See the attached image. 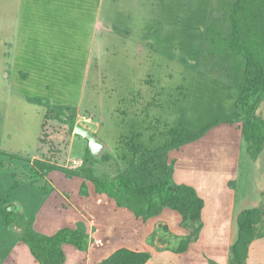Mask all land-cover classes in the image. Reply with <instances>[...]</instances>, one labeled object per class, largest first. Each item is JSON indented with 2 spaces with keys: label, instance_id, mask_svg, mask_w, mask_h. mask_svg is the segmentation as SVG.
Instances as JSON below:
<instances>
[{
  "label": "rangeland",
  "instance_id": "374dc122",
  "mask_svg": "<svg viewBox=\"0 0 264 264\" xmlns=\"http://www.w3.org/2000/svg\"><path fill=\"white\" fill-rule=\"evenodd\" d=\"M112 1L106 0L107 18L114 16ZM228 1L117 0L116 4L120 3L124 9L132 11L125 13V16L120 14L119 18L127 20L128 26L134 31L121 33L115 40L113 27H106L104 37L100 35L99 38L100 43L102 39L104 41V53H98L96 48L98 36L95 38V47L90 44L91 56L95 55L98 61L94 67L103 71V74L99 84L91 76L87 80L89 88L84 92L71 86L75 82L62 78L64 64L38 65L26 61V58L11 61L7 54L8 46L0 42V149L30 158L46 159L70 168H89L98 176H112L130 162L136 130L140 131L137 142L151 147L177 133L181 138L192 137L218 119L237 116L235 90L229 86L217 64L213 35L206 33L209 14H216L219 18L216 21L221 23ZM90 34L83 32L85 38L86 35L89 38ZM135 39L139 44L134 49ZM146 43L150 49H140V45L145 46ZM19 70L28 72V75L25 78L18 76ZM148 75L155 83L154 107L150 108L148 114L144 112L141 116V105H134L132 95L136 85L139 91ZM156 93L160 94L158 98L161 106L157 105ZM31 97L52 104L79 106L78 118L81 123L84 121L85 109L89 110L95 115L94 123H99V126L89 123L90 130L108 144L104 154L110 155L111 159L92 162L83 148L85 138L76 136L70 141L74 133L63 122L48 120L41 128L45 107L29 101ZM257 114L264 118V101L260 103ZM226 125L219 124L202 142L188 143L183 152L177 154L181 159L182 170L191 168L195 175L204 180L203 187L206 190L203 195L209 205L233 197L236 206L263 207L264 150L257 159H251L246 149L247 143L242 140L243 148L239 151L234 146L233 133L225 129ZM237 125L239 127L240 123ZM147 133L152 134L151 139L146 137ZM198 153L203 154L199 157L196 156ZM63 177L62 172L53 171V182H46L48 197L52 194L51 201L57 206L59 197L63 196L59 186H64L66 193H72L73 197H76L78 188L79 180H66ZM36 178L29 164L0 155V199L11 201V210H20L11 188L22 181ZM227 178L231 196L219 191L221 183ZM42 184L34 187L36 196H39ZM221 209L223 214L220 215L223 216L227 209ZM62 221L61 217L55 222L53 220V227L62 224ZM97 221L101 225L105 224L101 217L97 216ZM1 225L0 217V229ZM127 226L128 223L116 232L103 230L97 241L110 247L132 241L130 226ZM6 239L8 242V234ZM170 243L171 246L176 245L173 240ZM98 246L95 242L91 254H81L73 246L68 247L77 251L78 257L82 256L83 264H92L100 255ZM20 247L29 254L24 244ZM205 251L215 256L212 254L213 249L211 251L208 247ZM67 254L69 263L80 262L79 258L70 255L69 250ZM160 263L159 260L157 264Z\"/></svg>",
  "mask_w": 264,
  "mask_h": 264
},
{
  "label": "trees",
  "instance_id": "16d2710c",
  "mask_svg": "<svg viewBox=\"0 0 264 264\" xmlns=\"http://www.w3.org/2000/svg\"><path fill=\"white\" fill-rule=\"evenodd\" d=\"M217 19L216 14H209L206 33H211L214 37L217 64L225 74L229 86L235 90L234 105L239 114L218 119L192 137L181 138L177 133L151 147L137 142L140 136L135 134L130 162L112 176H98L89 168H70L46 159L30 158L0 149V155L29 164L30 170L37 177L11 188L20 210H10L11 201L7 198L0 199L2 256H6L17 242H22L39 264H64V244H70L80 251L88 250L92 238L83 221H77L72 227H60L53 234L42 233L34 227L36 213L49 193L46 190L48 179L45 180L51 171H60L69 178H83L79 188L80 195H88L86 181H90L96 193L112 198L118 206L127 208L143 221L158 215L165 207L177 211L181 216L180 225L188 233L175 247H168L167 250L182 253L191 242L197 241L203 226L201 211L204 201L192 186L174 181V161L169 160V152L198 140L211 128L222 123H240L241 135L247 143L251 159H257L264 150V118L257 114L260 103L264 101V0H230L220 19L221 23ZM211 50L213 53L212 47ZM30 101L46 107L41 128L48 120H58L67 124L69 131L73 132L76 107L49 104L40 98H31ZM85 151L92 162L111 159L108 154L100 159L93 158L88 146ZM38 184L42 186L39 196H36L34 187ZM63 195L67 196L64 192ZM236 225L237 236L229 248L228 264H247L251 242L264 237L263 207L243 209L236 217ZM157 235L156 231L150 234L149 241L152 244L155 240L162 241ZM155 246L157 250L161 249ZM150 257L151 254L147 251L120 247L97 264H145ZM208 261L209 264H218L211 259Z\"/></svg>",
  "mask_w": 264,
  "mask_h": 264
},
{
  "label": "crops",
  "instance_id": "0c3cea01",
  "mask_svg": "<svg viewBox=\"0 0 264 264\" xmlns=\"http://www.w3.org/2000/svg\"><path fill=\"white\" fill-rule=\"evenodd\" d=\"M116 1H112L114 3L113 18H107L105 14L106 0H0V33H2L0 42H3L5 47L8 46L9 52L7 54L11 61L26 58V61L38 65L64 64L62 78H68L72 83L75 82L73 85H70L84 92L85 89L89 88L87 80L91 76L99 84L102 78L101 74H103V71L94 67V64L98 61L95 55L91 56L90 44L95 47V38L98 36L96 48L98 49V53L100 51L104 53L105 44L103 39L102 43H100L99 38L100 35L101 38L104 37L106 27H113V32H111L114 35V39L117 36L120 37L121 33L126 34L134 31L128 26L127 20L119 18L120 14L125 16V13L132 11L124 9L120 6V3L116 4ZM83 32H90L89 38L88 35L85 38ZM138 44L139 41L135 39L134 49ZM143 47L150 49L147 43L145 46L140 45V49ZM27 73L21 70L17 71L18 76L22 78H25L28 75ZM96 82H94V86ZM154 88V79L150 75H148L147 79H144V84L139 87V91L137 90L138 85H136L132 100L134 105H141V116L144 115V112L148 114L150 108L154 107ZM159 95V93H156L158 99L157 105L161 106L162 103L158 98ZM31 98L28 100L30 101ZM62 105L68 104L62 103ZM74 107L77 109L76 123L80 124L81 122L78 118L80 107ZM84 113V121L80 125L90 130L89 123H94L93 119L95 115L91 114L87 109H85ZM94 124L95 126H99L98 122ZM237 124H227V128L225 129L233 133V141L236 142L234 146L240 151L243 148V138L240 126L238 127ZM216 126L207 131L200 139L190 144L202 142V139L212 134L211 132ZM136 132V134L140 133L138 130ZM140 135L143 136L142 133ZM151 135V133H147L146 137L151 139ZM75 137L76 135L72 134L70 141ZM105 144L108 145L107 143ZM187 145L177 150H171L168 156L169 160L174 161V181L179 184L183 183L192 186L204 201L201 211L203 226L199 237L197 241L191 242L184 252L175 253L172 250H167L168 247H175L179 240L188 233L187 229L180 225L181 216L177 211L165 207L158 215L143 221L141 218H136L127 208L118 206L112 198H109L105 194L96 193L90 181H86L88 195H80L79 188L84 179L78 176L71 177V179L79 180L75 193L76 197H73L72 193H66L64 186H59L58 188L66 193L67 196L63 195L62 198L59 197L60 203L58 206L51 201L52 194L49 197L47 196L36 213L34 227L42 233L53 234L60 227H72L77 221H83L93 241L87 251H78L81 254H91L95 242L99 244L100 255L97 256L92 264H97L101 259L107 257L111 252L120 247L149 252L151 257L145 264H157L159 260L161 261L160 264H209L208 260L210 259L218 264H228L229 248L237 236L236 217L246 207L243 205L236 206L233 197L230 200L222 201V203L214 202L212 205H209L203 195L204 190H206L203 187L204 180L195 175L191 168L188 171L182 170L181 159H179L177 154L182 153ZM86 147L87 140L84 139V150H86ZM198 154L196 156L200 157L203 153ZM52 172L48 173L47 179L53 182ZM63 178L66 180L70 179L65 175ZM228 179L221 183L219 191L231 196V192H229L228 185L226 184ZM252 207L259 206L255 205L248 208ZM220 208L227 209L223 216L220 215L223 214ZM97 216L105 220L104 225L98 223ZM58 217L63 219L62 224L53 227V220L55 222ZM43 218L44 221L42 220ZM127 223L130 226L129 231L133 236L132 241H124L122 244L113 247L97 241L98 235L103 230L109 231V233L111 230L116 232L122 229L123 226L125 227ZM153 231L157 232V237H161L162 241L155 240L154 244L149 241L150 234ZM170 240L176 242V245L171 246ZM21 243L17 242L6 256H2L0 253V264H39L29 255L30 253L28 254L23 247H20L23 244ZM69 245H63L66 254L64 264H71L69 263L67 254L68 250L70 251V255L79 258L80 261L72 264H83L81 262L82 256L78 257L79 253L70 249ZM155 245L161 249L157 250ZM208 247L211 251L212 249L214 250L212 254L215 256H211L205 251V248ZM246 263L264 264V237L256 238L251 242Z\"/></svg>",
  "mask_w": 264,
  "mask_h": 264
},
{
  "label": "water",
  "instance_id": "95a60500",
  "mask_svg": "<svg viewBox=\"0 0 264 264\" xmlns=\"http://www.w3.org/2000/svg\"><path fill=\"white\" fill-rule=\"evenodd\" d=\"M73 133L87 140V146L93 158H103L106 144L101 141L95 133L85 127H82L79 123L74 125ZM104 159H106V157H104ZM9 209L11 210L12 208L9 207Z\"/></svg>",
  "mask_w": 264,
  "mask_h": 264
}]
</instances>
